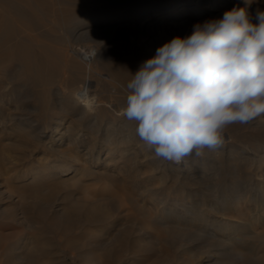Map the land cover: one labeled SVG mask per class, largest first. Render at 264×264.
Masks as SVG:
<instances>
[{
  "label": "bare ground",
  "instance_id": "1",
  "mask_svg": "<svg viewBox=\"0 0 264 264\" xmlns=\"http://www.w3.org/2000/svg\"><path fill=\"white\" fill-rule=\"evenodd\" d=\"M240 1H243V4L247 2V0ZM169 2L170 0H159L155 5L137 10L133 14L118 12L102 17H91L87 13L84 16L80 15L79 11L67 8L69 4L80 7L79 0H0V123L6 119L12 121L26 137L37 143H42V133L48 129V138L44 136L48 141L46 140V143L44 141L43 148L57 158L46 167L49 155H41L42 157L37 158L38 164L30 172L29 176L34 179V186L29 188V196L37 201L35 203L43 205L45 201L51 200L62 186H77L83 177L91 175L87 164L100 163L101 155L109 160V164L115 163L117 155L121 158L127 155L135 158L139 153L141 156L137 158L142 159L153 155L150 156L151 161L158 159L155 168L160 164L162 166V161L165 159L156 157L153 151L143 145L135 132L136 123L126 120L121 115V109L126 105L127 84L130 80L125 77L121 69H105L102 64L100 66L97 64V59H100L103 53L100 48L80 50L72 47L69 39L77 40L88 36L102 42V35L109 31L112 34L133 31L140 37L148 34L154 36L160 34L165 25L172 24L180 18L191 16L202 19L207 14L205 12L207 9L217 14L221 11L219 4L217 5L219 0H172L170 4ZM213 3L215 5L213 9H209V4ZM58 5L63 6L61 10L57 9ZM263 6L264 0H254L251 10ZM76 18L78 19L75 22H71ZM55 26H62L65 34H68L64 41L66 46L53 45L56 36L52 28ZM79 61L83 63L88 77L79 74L76 66ZM17 73L20 75V82L15 84L13 80ZM94 79L96 84L92 85ZM24 93L26 99L30 100L34 97L38 99L36 106L32 108L36 115L34 118L5 112L9 110L7 106L12 102L20 103L24 109L27 106V101L21 98ZM16 108L18 107L15 106ZM70 117L71 120L63 125L64 120ZM61 125L64 129L60 128ZM225 139L228 143L231 141L229 137H224V142ZM63 141L67 142L66 149H57ZM127 144L131 146L127 147ZM132 146L135 148H131ZM221 147H224V143ZM136 150L138 153H135ZM233 152L229 150L227 155H224L223 152L208 150L209 158L226 157L229 161L226 171L223 172L225 174H222L223 179L219 178L220 173L216 171L207 172L210 159L206 158L207 160L201 164L195 163L197 162L195 160L189 163L187 157L180 164L167 160L166 176L172 175L178 182L179 200L175 202L167 201V197L165 200L154 198L155 205L160 206V210L156 208L160 212L154 220L164 226L163 241L168 247L165 250L167 264H264L259 245L264 242V219L256 218L257 227L246 231L245 225L248 223V226H251V222L246 223L244 217L251 214L250 212L245 214L243 209L247 202L253 204L256 209L263 207L264 183L256 178L257 182H255L250 173L243 171L245 166L249 168L255 163L251 157L255 154L251 153L243 157L241 151L237 155H233ZM71 158L75 163L65 164V159L69 161ZM214 161L216 162V158ZM0 163L2 169L3 164ZM38 169H42V177L36 175ZM23 174L27 175L26 172ZM207 180L215 181L205 188L208 191L209 208L223 212L231 209L236 222L230 220L222 227L210 222L206 225L201 224L204 218L199 214L200 212H197L198 207L196 208V203L190 201V196L195 194L193 186L202 188ZM44 190L45 192L42 193ZM81 195L83 196L82 193ZM131 205L137 208L138 202L134 200ZM107 209L98 201L83 202L73 198L65 205L67 214L79 213L95 222H103L110 216ZM56 225L50 223L47 229L55 232ZM106 225L108 232L115 229L114 222L110 223L108 220ZM27 227L32 229V226L27 225ZM18 228H14L17 231L14 230L12 235H3L0 232V257L12 253L14 259L22 264H48L49 241L42 236L46 234L44 230H41L43 233L37 231L34 234L26 232L22 234ZM119 241L122 242L123 238ZM99 244L100 247L104 246L102 242Z\"/></svg>",
  "mask_w": 264,
  "mask_h": 264
},
{
  "label": "rangeland",
  "instance_id": "2",
  "mask_svg": "<svg viewBox=\"0 0 264 264\" xmlns=\"http://www.w3.org/2000/svg\"><path fill=\"white\" fill-rule=\"evenodd\" d=\"M79 1L81 4L80 7H77L75 4H69L67 5V8L71 9L72 11H79L81 13L80 15L85 16L87 13V15L91 17H102L110 14H118V12L124 14H133L137 10L143 9L147 6L155 5L159 0ZM171 1L172 0H170L169 4L171 3ZM219 1L220 2H218L217 5L219 4L220 10L223 12L222 13L220 11L221 15L220 13L217 14L209 12L207 9L205 10L207 14L205 16L203 15L204 18L196 19L191 16L180 18L172 24L165 25L163 31L160 34H155L156 36L148 34L140 37L133 31H129L127 33L116 32L115 34H112L109 31L102 35V42H100L99 39H93L87 36L79 38L77 40L74 38L69 39L70 44L72 47L80 50L86 48H100V51L102 50L103 52V56L101 55L100 59H97V64L99 66L102 64L105 69H121L125 74V77L131 80L132 74L134 75L138 71L144 61L154 57L156 54V50L159 47L163 46L165 43L171 41L177 36L181 38L190 36L193 32L194 25L203 24L205 21L209 20L220 19L223 17L225 11L231 10L234 7H246L251 22L255 24L258 23L255 18L257 11H264V6L263 8L259 7L256 8V10H251L254 0H247V2H245L244 4L243 1L240 0ZM209 5V9H213V7L215 6L214 3ZM62 7V5H58L57 9L61 10ZM77 19L78 18L71 20V22H75ZM52 29L54 30V35L56 36L55 39H53V45L59 44L66 46L67 44L64 41L65 36H67L68 34H65L62 26H55ZM137 43L139 45H137ZM77 63L78 65L76 66L78 67L79 74L82 77H88V75L85 73L83 63H81V61ZM89 76L90 78H92L91 75ZM104 77L105 75H103V78ZM19 82L20 75L17 73L15 75L13 83L17 84ZM95 84L96 80L94 79L92 85ZM22 95L23 96H21V98L27 101V106L23 109L20 103L15 104L14 102H12L10 106H7L9 110H6L5 108V112L15 113L17 116L20 115L21 117H36L32 108H34L37 104V97L29 100L28 98H25L26 93ZM15 106L18 108L15 109ZM70 120L71 117L65 119L63 125H65ZM0 127V162H2V167L4 168L0 169L1 234L12 235V233L15 232L14 230L17 231V229L14 228L18 227L19 232H21L22 234L24 232L34 234L37 233V231L42 232L44 230L46 234H43L42 236L49 241V246L47 247V249L50 251V261H48V264H167L165 250L168 247L166 244H164L163 241L164 226L162 224H160V226L154 220V217L160 212V206L158 207L157 204V206L155 205V199L165 200V198L167 197V201L172 200L177 202L179 200V192L177 191L179 187L178 182L175 181L172 175L166 176L168 170L166 167L167 160H163L162 166H160V164L158 166L159 168H155L156 166L154 165H156L155 162H158V159L157 161H151L152 158L150 156L153 155H148L146 159H142L140 157L137 158V156H141V154H139L137 150L135 151V153H138V155H136L135 158H132L128 155L125 158H121L119 155H117L115 156V163L110 164L109 160L105 158L104 155H101L100 163L87 164V169L91 172L90 176L83 177L81 183H79L75 187L62 186L61 189L53 196V198H51V200L45 201L42 205L35 203L37 201L29 196V188H32V186H34V179L29 175L32 168H34V166L38 164L37 158L42 157L44 154H48L49 162L45 165L46 167L48 165H51L53 163V160L57 159L56 157H54V155H52L51 152L43 148L44 141L46 143V138H48L49 136L48 129H45L42 133V143H37L35 141H32L29 137H26L19 128H16V125L13 124L12 121H7L6 119V121L4 120L3 123H0ZM62 127L64 129V126L61 125L60 128ZM223 134L224 137H229L231 141L228 143L226 142L228 140L225 139L224 147L220 146L215 149V151L223 152L224 155H227L226 153L229 150L234 151L232 153L233 155H237L241 151V155L243 157L254 153L255 155H251V157H253V160H255V163L253 164L254 166H249V168L245 166V170L243 168V171L250 173L255 182H257V179L264 183V116L253 120L247 125L232 124L224 130ZM66 143V141L65 143L63 141V143L58 146L57 149L61 150L65 148ZM130 146L131 145L127 144V147ZM131 148L135 147L132 146ZM208 150L209 149H205L202 156H197L195 152H193L191 155L186 156L188 159L187 161H189V163H192L193 160V162L197 161L195 163L201 164L204 163L207 159H210L209 162L211 165H207V172L210 173L211 171H216V173H220V179L222 177L224 178L222 174H225L223 172L226 171L225 168H227L229 161L226 157H223L224 159H222L215 156V162V158H209L210 156L208 155ZM67 160L68 159H65L64 161L67 165L75 163L73 158L69 159V161ZM259 161H261V163H259ZM221 166H223L224 168ZM7 169L8 171H10V173L7 171ZM24 172H26L27 175L23 174ZM16 174L17 176H15ZM36 175L42 177V169H38V173ZM98 177L100 179H97ZM213 181L214 180H207V182L205 181L203 183L204 185L201 186L202 188L197 186L192 187L193 191H195V194L190 196V201L193 204L196 203L195 205L197 206L195 207H198L197 212H200L199 214H202L204 218L203 222H205V224L203 222L201 224L206 225V223L210 222L213 225H219L220 227H222L223 224L229 222L230 220L232 222H236L235 217H233L234 214H232L233 211H231V209L225 210L223 212L222 210H218L216 208H209L210 206L207 201L209 200V198L207 197L208 191L205 188H207V186L210 185ZM79 186L80 188H78ZM23 187L24 189L26 188V190H24ZM44 192L45 190L42 191V193ZM81 193L83 194V196L81 195ZM152 194H155V196ZM71 198L77 201L83 200V202H87V200L98 201L99 203L101 202V204H103L106 209L108 208L107 211L108 215L110 216L103 222H95L86 219L79 213L70 214V212H68L67 214L65 205ZM101 199L102 201H100ZM133 199L138 202L137 208L131 205L132 201H134ZM243 207L245 214H248L250 212L249 214L252 215L248 217L247 215H244V220H247L246 223L251 222V226H248V223L246 224L244 221V223L246 224L245 226L248 227L247 228L244 226L245 230L251 231V229L253 227L255 228L256 226V218H260L261 220L264 219V205L261 209H256L253 204L251 205V203L247 202V205L245 203ZM156 208H158L159 210H157ZM254 210H256V212ZM252 217L254 220L251 219ZM108 220L110 223L114 222L115 225V229L110 232H108L106 229V223H108ZM219 220H221L222 222ZM50 223L57 224V232H53V230L47 229V226ZM26 224L32 226V229L28 228ZM121 232L123 233V235ZM119 233H121V235ZM121 238H123L122 242L119 241ZM99 239L100 241H98ZM95 241H98V243ZM99 242L104 243V246L102 245L100 247ZM259 245L261 246V251L263 252L262 253L260 251V256L264 260V242ZM0 264H22V262L14 259V254L11 253L7 256L5 255L0 257Z\"/></svg>",
  "mask_w": 264,
  "mask_h": 264
},
{
  "label": "clouds",
  "instance_id": "3",
  "mask_svg": "<svg viewBox=\"0 0 264 264\" xmlns=\"http://www.w3.org/2000/svg\"><path fill=\"white\" fill-rule=\"evenodd\" d=\"M246 7L196 24L144 61L121 115L156 157L180 164L224 143V130L264 116V11Z\"/></svg>",
  "mask_w": 264,
  "mask_h": 264
}]
</instances>
